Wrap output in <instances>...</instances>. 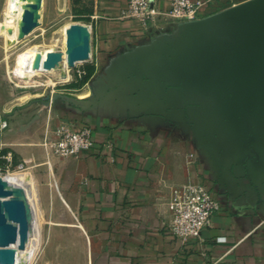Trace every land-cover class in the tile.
Instances as JSON below:
<instances>
[{
  "label": "crops",
  "instance_id": "crops-1",
  "mask_svg": "<svg viewBox=\"0 0 264 264\" xmlns=\"http://www.w3.org/2000/svg\"><path fill=\"white\" fill-rule=\"evenodd\" d=\"M194 1L196 17L175 22L169 0H151L158 14L143 28L121 18L125 0H97L98 75L57 108L39 143L65 212L54 224L69 230L52 231L35 264H264V75L251 91L262 59L235 45L213 76L197 78L213 65L220 25L263 0ZM61 119L92 130L89 151L58 158L43 148ZM188 184L206 186L219 210L181 240L167 204Z\"/></svg>",
  "mask_w": 264,
  "mask_h": 264
},
{
  "label": "rangeland",
  "instance_id": "rangeland-1",
  "mask_svg": "<svg viewBox=\"0 0 264 264\" xmlns=\"http://www.w3.org/2000/svg\"><path fill=\"white\" fill-rule=\"evenodd\" d=\"M96 3L97 0H45L40 29L11 43L1 31L7 0H0V177L21 175L32 182L31 175L34 181L40 200L42 241L32 264L52 231L65 234L69 230L66 225L54 224L65 218V212L62 200L56 195L50 158L40 150L39 143L56 119L57 108L89 87L99 68L92 55V61L88 59L69 67L68 78L59 81L57 73H62V68L22 76L21 58L35 46L41 50L53 47L54 52H61L60 28L70 22L90 25Z\"/></svg>",
  "mask_w": 264,
  "mask_h": 264
},
{
  "label": "bare ground",
  "instance_id": "bare-ground-1",
  "mask_svg": "<svg viewBox=\"0 0 264 264\" xmlns=\"http://www.w3.org/2000/svg\"><path fill=\"white\" fill-rule=\"evenodd\" d=\"M45 0H7L3 13L1 31L8 42L15 43L27 37L32 32L40 29L43 21ZM61 40V61L58 66L50 70H34V59L38 53L44 59L49 52H54L53 47L46 50L32 47L23 53L20 65V74L27 76L29 73L58 71L57 80L64 81L68 78L66 70L77 62H84L91 58V26L80 22H70L59 30ZM30 179V178H29ZM7 199L22 200L28 221V235L24 249L17 250L13 264H32L41 245L40 226L38 220L37 203L34 197L32 182L27 176L15 175L6 179L0 177V202Z\"/></svg>",
  "mask_w": 264,
  "mask_h": 264
},
{
  "label": "built area",
  "instance_id": "built-area-1",
  "mask_svg": "<svg viewBox=\"0 0 264 264\" xmlns=\"http://www.w3.org/2000/svg\"><path fill=\"white\" fill-rule=\"evenodd\" d=\"M201 5L194 0H169L166 15L175 22L190 21L196 17ZM157 14L151 0H125L120 16L137 21L147 28ZM42 146L55 157L77 158L90 150L92 130L87 126L78 128L73 122L61 119L45 135ZM167 208L169 232L178 239L187 240L200 236L210 225L211 217L219 210V205L206 186L188 184L181 191L173 193Z\"/></svg>",
  "mask_w": 264,
  "mask_h": 264
},
{
  "label": "water",
  "instance_id": "water-1",
  "mask_svg": "<svg viewBox=\"0 0 264 264\" xmlns=\"http://www.w3.org/2000/svg\"><path fill=\"white\" fill-rule=\"evenodd\" d=\"M243 26L246 27L243 30ZM238 45L244 52L248 48L251 61L262 59L252 80L251 91L255 89V82L264 75V0L260 3L258 11L236 23H223L220 25L213 42V65L197 78H209L222 66L223 59L228 50ZM207 56V55H206ZM61 55L58 52H49L44 59L38 53L34 59V70H50L59 65ZM252 95V93H251ZM69 100H66V102ZM28 235V221L22 200L7 199L0 202V264H13L17 250H23Z\"/></svg>",
  "mask_w": 264,
  "mask_h": 264
}]
</instances>
